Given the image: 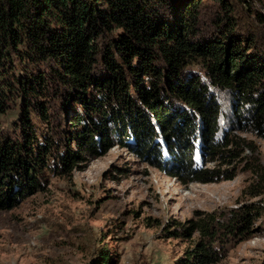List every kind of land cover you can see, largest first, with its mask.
I'll use <instances>...</instances> for the list:
<instances>
[{
	"label": "trees",
	"instance_id": "1",
	"mask_svg": "<svg viewBox=\"0 0 264 264\" xmlns=\"http://www.w3.org/2000/svg\"><path fill=\"white\" fill-rule=\"evenodd\" d=\"M241 1L0 0V116L18 106L0 123V209L115 144L182 183L233 178L255 150L233 130L264 136V14ZM257 208L174 220L168 236L193 240L177 264L220 261Z\"/></svg>",
	"mask_w": 264,
	"mask_h": 264
},
{
	"label": "rangeland",
	"instance_id": "2",
	"mask_svg": "<svg viewBox=\"0 0 264 264\" xmlns=\"http://www.w3.org/2000/svg\"><path fill=\"white\" fill-rule=\"evenodd\" d=\"M238 6L264 14V0ZM262 24L255 23L258 29ZM17 115L15 104L0 123L10 128ZM233 132L255 150L245 146L231 179L182 183L122 144L80 161L69 174L50 176L43 189L0 209V264H92L104 254L107 264H177L193 240L168 236L174 220L184 224L197 211L221 214L247 203L258 207L251 231L229 243L214 264H264V174L245 169L250 163L264 171V136Z\"/></svg>",
	"mask_w": 264,
	"mask_h": 264
}]
</instances>
